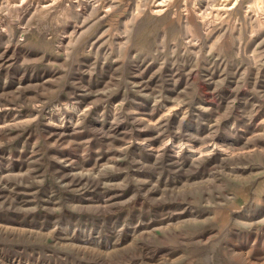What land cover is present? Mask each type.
<instances>
[{
	"label": "rangeland",
	"instance_id": "rangeland-1",
	"mask_svg": "<svg viewBox=\"0 0 264 264\" xmlns=\"http://www.w3.org/2000/svg\"><path fill=\"white\" fill-rule=\"evenodd\" d=\"M0 264H264V0H0Z\"/></svg>",
	"mask_w": 264,
	"mask_h": 264
},
{
	"label": "bare ground",
	"instance_id": "bare-ground-1",
	"mask_svg": "<svg viewBox=\"0 0 264 264\" xmlns=\"http://www.w3.org/2000/svg\"><path fill=\"white\" fill-rule=\"evenodd\" d=\"M260 1V0H259ZM237 2V1H236ZM19 4V3H18ZM233 4V3H232ZM231 4V5H232ZM260 5V4H259ZM184 6V5H183ZM229 6V5H228ZM148 7V6H147ZM217 7H219V6H217ZM221 7V6H220ZM225 7V6H224ZM229 7H231V6H229ZM157 9V8H156ZM160 9V8H159ZM162 9V8H161ZM202 9V8H201ZM262 9V8H261ZM260 11V10H259ZM162 12V11H161ZM198 12V11H197ZM215 13V12H214ZM263 13V12H262ZM198 14H199V12H198ZM201 14V13H200ZM263 16V15H262ZM210 26V25H209ZM211 27V26H210ZM208 29V28H207ZM204 31V30H203ZM194 41V40H193Z\"/></svg>",
	"mask_w": 264,
	"mask_h": 264
}]
</instances>
